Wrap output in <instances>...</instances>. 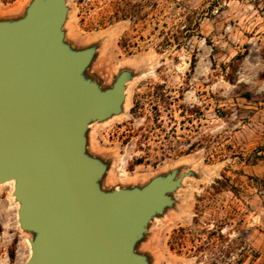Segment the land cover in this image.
Here are the masks:
<instances>
[{
  "label": "rangeland",
  "instance_id": "374dc122",
  "mask_svg": "<svg viewBox=\"0 0 264 264\" xmlns=\"http://www.w3.org/2000/svg\"><path fill=\"white\" fill-rule=\"evenodd\" d=\"M31 1L0 0V20ZM66 3L64 41L93 49L85 75L105 89L129 74L122 111L87 130L102 188L186 173L136 250L148 264H264V0ZM9 185L0 264H25L34 235Z\"/></svg>",
  "mask_w": 264,
  "mask_h": 264
},
{
  "label": "water",
  "instance_id": "95a60500",
  "mask_svg": "<svg viewBox=\"0 0 264 264\" xmlns=\"http://www.w3.org/2000/svg\"><path fill=\"white\" fill-rule=\"evenodd\" d=\"M66 16V0H32L0 20V183L15 179L18 222L34 235L25 264H148L136 244L186 173L102 188L87 130L122 111L129 74L105 89L88 78L93 49L64 41Z\"/></svg>",
  "mask_w": 264,
  "mask_h": 264
},
{
  "label": "bare ground",
  "instance_id": "6f19581e",
  "mask_svg": "<svg viewBox=\"0 0 264 264\" xmlns=\"http://www.w3.org/2000/svg\"><path fill=\"white\" fill-rule=\"evenodd\" d=\"M15 183H16L15 179H11L9 181H6V182L0 183V184L1 185L10 184L12 186V192H13L15 190ZM13 207H15V206L13 205ZM16 207H17V210H18V208H19V202H17V201H16ZM30 255H31V250H30Z\"/></svg>",
  "mask_w": 264,
  "mask_h": 264
},
{
  "label": "trees",
  "instance_id": "16d2710c",
  "mask_svg": "<svg viewBox=\"0 0 264 264\" xmlns=\"http://www.w3.org/2000/svg\"><path fill=\"white\" fill-rule=\"evenodd\" d=\"M3 1H7V2H10V1H13V0H3Z\"/></svg>",
  "mask_w": 264,
  "mask_h": 264
}]
</instances>
